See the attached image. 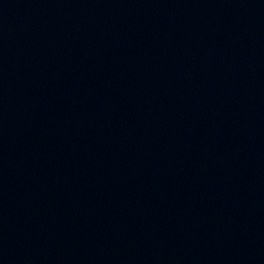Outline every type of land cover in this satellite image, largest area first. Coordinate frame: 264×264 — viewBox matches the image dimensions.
Returning <instances> with one entry per match:
<instances>
[{
  "label": "water",
  "instance_id": "1",
  "mask_svg": "<svg viewBox=\"0 0 264 264\" xmlns=\"http://www.w3.org/2000/svg\"><path fill=\"white\" fill-rule=\"evenodd\" d=\"M0 264H264V0H0Z\"/></svg>",
  "mask_w": 264,
  "mask_h": 264
}]
</instances>
